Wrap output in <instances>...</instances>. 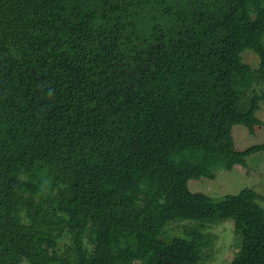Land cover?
<instances>
[{"label": "trees", "instance_id": "1", "mask_svg": "<svg viewBox=\"0 0 264 264\" xmlns=\"http://www.w3.org/2000/svg\"><path fill=\"white\" fill-rule=\"evenodd\" d=\"M257 82L262 0H0V264H198L226 220L264 264L261 195L189 186L264 150Z\"/></svg>", "mask_w": 264, "mask_h": 264}, {"label": "rangeland", "instance_id": "2", "mask_svg": "<svg viewBox=\"0 0 264 264\" xmlns=\"http://www.w3.org/2000/svg\"><path fill=\"white\" fill-rule=\"evenodd\" d=\"M264 3V0H262ZM255 17V13H252ZM243 59L249 63L253 68L260 65V58L256 52L251 49L245 50ZM261 91L264 90V84L260 85L259 82L255 83ZM260 92V91H259ZM249 95V94H248ZM247 96L244 97L245 103ZM244 103V104H245ZM260 109L257 115L260 118L261 128L255 132L250 133L248 128L243 124H236L233 127V136L238 148H246L251 144L264 142V99L260 102ZM259 125V126H260ZM248 169L249 172L242 171V169L235 167L233 169H226L224 167L216 168V176L214 179L202 178L190 182V190L193 192H203L213 199L217 200L226 194L238 193L246 187L254 188L261 197L258 202L264 208V150L255 152L248 156ZM189 225H202L195 221H178L173 220L167 224L171 233H179L183 230V226ZM234 222L230 220L215 222H206L204 228L209 240L210 245L203 247L202 260L198 264H227L229 258L233 254V250L238 244L237 238L234 234ZM72 240L65 237L60 243L59 248L65 252L68 250ZM66 247H68L66 249ZM21 264H30L28 260L24 259Z\"/></svg>", "mask_w": 264, "mask_h": 264}, {"label": "clouds", "instance_id": "3", "mask_svg": "<svg viewBox=\"0 0 264 264\" xmlns=\"http://www.w3.org/2000/svg\"><path fill=\"white\" fill-rule=\"evenodd\" d=\"M70 239V238H69Z\"/></svg>", "mask_w": 264, "mask_h": 264}]
</instances>
